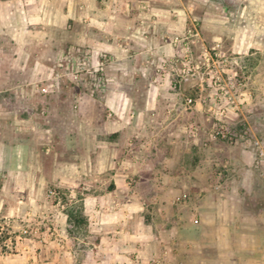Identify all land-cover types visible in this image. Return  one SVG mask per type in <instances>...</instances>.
<instances>
[{
	"label": "crops",
	"instance_id": "1",
	"mask_svg": "<svg viewBox=\"0 0 264 264\" xmlns=\"http://www.w3.org/2000/svg\"><path fill=\"white\" fill-rule=\"evenodd\" d=\"M86 1L0 0V40L13 41V50L0 46V113L5 92L9 91L10 103L13 98L19 102L22 94L31 105L35 90L54 91L59 69L53 47L63 42L87 43L95 57L103 51L121 52L123 61L110 66L120 68L124 76L103 96L79 97L76 112L60 108L73 97L51 93L40 94L38 102L45 111L29 109L24 116L10 111L26 125L16 129V136L42 138L34 140L25 171L16 161L7 177L8 191L2 188L0 170V218L22 217L32 226L23 250L0 254V264H264V194H249L252 199L247 202V194L240 190L251 185L247 178L254 173L253 154L242 149L234 160L222 161L229 174L220 181L208 154L207 159L193 157L195 150L210 154L211 149L220 155L227 146L208 143L207 133L197 138L193 111L182 107L183 98L162 96L166 83L157 76L158 58L177 51L167 40L184 29L187 17H174L162 0H110L105 2L108 17L103 20L92 1L88 0L89 7ZM101 32L107 41L97 36ZM114 35L133 38L138 45L108 42ZM141 39L146 49H141ZM36 41L42 43L38 51ZM5 65L11 73L34 70L43 78L18 82ZM141 75L146 80L141 81ZM188 88L183 87L186 93ZM83 103L93 105L92 110L82 111ZM100 104L109 110L100 112ZM166 108L175 113L168 115ZM66 118L77 121L68 134L31 122ZM80 120L86 121V131ZM82 131L87 160L60 159V152L67 150L60 137ZM132 136L135 139L129 142ZM72 149L81 150L75 145ZM49 184L68 188L70 196L83 195L78 200L83 201L85 223L76 225L74 236L64 231L61 245L50 243L46 230L34 226L43 221L38 219L44 215L40 189ZM63 215L69 218L68 212Z\"/></svg>",
	"mask_w": 264,
	"mask_h": 264
},
{
	"label": "rangeland",
	"instance_id": "2",
	"mask_svg": "<svg viewBox=\"0 0 264 264\" xmlns=\"http://www.w3.org/2000/svg\"><path fill=\"white\" fill-rule=\"evenodd\" d=\"M91 1L93 9L105 20L108 17L104 8L105 2L110 0ZM162 1L171 10L173 9L174 17L178 18L182 15L187 17L184 29L172 39L167 40L177 51L173 54L163 52L158 58L157 76L162 83H166V86H161L162 96L174 95L183 98L184 105L182 107H190L193 111V127L197 138L199 135L207 133L211 137L207 140L208 143L218 141L227 146L228 150H219L220 155H216L211 149V155L209 151L202 153L195 150L193 157L194 160H199L207 159L209 155V158L213 159L211 163L216 168L214 173L220 176V181L227 178L229 174L228 171H223L224 160H234L233 155H237L242 149L253 154L252 169L254 173H250L247 178L248 180L252 179L251 185L240 188L241 192L247 194V202H250L252 198L249 194H264V157L260 159L252 148V143L255 140H264V0ZM87 7H89V2ZM73 28L74 26L68 30H73ZM166 28L163 26L164 31ZM103 33L101 32L97 36L102 41H107ZM115 39V42L120 43L119 45L123 47L130 43L138 45L137 40L133 38H123L117 35H114L113 39L110 38L108 42ZM139 41L141 49L145 48L142 44L144 40ZM0 46L13 50V41L2 37ZM34 47L38 51L41 49L42 43L36 41ZM128 51L126 50L125 53ZM53 53L57 54L56 67L59 69V73L55 75L59 82H57L54 91L35 90L32 95L30 94L35 99V103L31 105L27 103L24 96H21L22 94L19 96V102L13 98L14 103H10L9 91L1 94L6 97V99H2L3 112L0 113V162L2 165L0 170L3 178L2 188L5 191L9 190L10 181L7 177L13 170L16 161L18 160L22 165L19 170L25 171V165L31 158L32 149L30 148L34 146V140L42 138L40 135L16 136L14 134L16 129L26 125L25 121L15 119V114H11L10 111L18 116H24L29 109L35 112L45 111L46 109H42L43 105L38 102L39 97H41V93H51L56 96L73 97L72 102L64 101L60 108L66 113L76 112L80 107L79 97L86 94L103 96L112 85H116L117 81L124 78L120 68L112 70L110 66L116 63L117 67L123 61V58H120L121 52L103 51L95 57L93 48L89 44L70 41L54 45ZM136 60V58L133 59L132 63L136 64ZM6 63L8 62L6 61ZM4 67L7 68L8 75L18 82L43 78L41 72H34V70L31 72L20 70L11 73L7 65ZM61 79L64 82V88L60 87ZM144 80L146 78L141 75V81ZM187 85L190 87L188 93L183 89ZM190 98L193 99L192 102L189 101ZM198 102L202 103L199 108L196 106ZM91 106L93 108V105ZM91 106L88 103H83L81 109L90 111L92 110ZM49 107L50 105L47 106V108ZM105 107L100 104L98 110L100 112L109 110ZM166 110L168 115H173L176 109L166 108ZM31 122L37 128L54 126L67 131V134L70 128L77 127V121L67 118L60 121L34 119ZM79 122L82 126L81 130L86 131V121L80 120ZM83 131L81 134L76 132V136L66 134L60 137L67 149L60 152V159L67 162L87 160L84 151L86 142ZM39 133L41 134V132ZM78 136H80V141ZM134 139L132 136L129 142L131 140L133 142ZM74 145L81 150H71ZM205 147L209 148V146ZM37 158L40 157L37 156ZM49 162L51 164L52 160ZM47 167L48 172L51 173L52 167ZM40 191L42 197V200H39L42 202L40 209L44 215L43 218L39 217L38 219L39 221L43 219V221L34 226L46 230V236L50 243L64 239L66 235L64 231L69 236H74L76 225L85 223L83 201L78 200L83 195L77 192L76 195L70 196V190L58 186V184L43 185ZM21 192H25V190H21ZM67 212L69 218L65 220L63 214ZM71 214L81 217L82 221L76 222L75 218L70 217ZM6 223H9L11 229L16 233H19L21 228L26 225L32 231L30 222L22 217L17 219L0 218V224L6 225ZM25 240L26 238L14 241L10 247L0 246V254L20 253Z\"/></svg>",
	"mask_w": 264,
	"mask_h": 264
},
{
	"label": "built area",
	"instance_id": "3",
	"mask_svg": "<svg viewBox=\"0 0 264 264\" xmlns=\"http://www.w3.org/2000/svg\"><path fill=\"white\" fill-rule=\"evenodd\" d=\"M192 98L189 99L190 102H192ZM223 133V132H219ZM252 148L255 150L258 154V157L261 159L264 157V140H255L252 143ZM184 198H187V195H184ZM11 225L9 223H6V225L0 224V236H3L2 240H0V246L2 247H10L11 244L14 243V241L17 242V240H22L23 238L29 237L31 234V230L29 226H24L21 228L19 233H16L15 230L11 229ZM49 229V228H48ZM58 245H61V240H57Z\"/></svg>",
	"mask_w": 264,
	"mask_h": 264
},
{
	"label": "trees",
	"instance_id": "4",
	"mask_svg": "<svg viewBox=\"0 0 264 264\" xmlns=\"http://www.w3.org/2000/svg\"><path fill=\"white\" fill-rule=\"evenodd\" d=\"M71 218H75L74 220L76 221V222H79L80 223V221H82V219H81V217L79 218V217H75V216H73L72 214H71V216H70ZM3 238H5V237H3V236H0V240H2Z\"/></svg>",
	"mask_w": 264,
	"mask_h": 264
}]
</instances>
